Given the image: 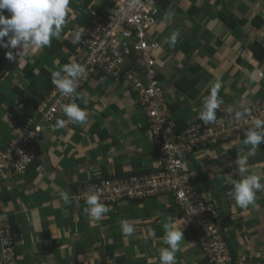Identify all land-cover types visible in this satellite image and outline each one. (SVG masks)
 <instances>
[{
    "label": "crops",
    "instance_id": "1",
    "mask_svg": "<svg viewBox=\"0 0 264 264\" xmlns=\"http://www.w3.org/2000/svg\"><path fill=\"white\" fill-rule=\"evenodd\" d=\"M174 1V19L167 21L169 11L159 8L162 16L148 31L159 44L153 55L154 69L161 75L164 97L174 118L187 124L197 119L203 97L210 94L217 79L222 83V111L261 101L264 78L257 73L264 66V56L255 58L251 48L258 43L264 50V0ZM91 3H99L98 8L106 10L104 0H70L69 22L61 35L71 39L75 31L86 28L78 20L89 13ZM192 4L201 7V12L189 14ZM220 14L234 25L223 22ZM177 29L180 36L171 46L168 38ZM184 43L187 47L182 49ZM8 51L13 52L14 60L6 58ZM20 52L19 47H0V147L12 141L9 122L14 115L10 107L19 117L27 111L26 106L16 102L14 91L15 84L22 88L27 85L22 80L23 66L26 62L32 64L25 78L33 75L44 59L53 67V60L45 58L41 50L31 49L19 56ZM138 65L127 64L124 73L142 77V67ZM184 78H196L189 87L195 96H186L175 86ZM77 94L76 102L88 113L87 123L74 124L65 117L64 128L43 125L36 139L38 163L29 166L24 175L0 181V196L18 234L19 264H159L160 249L167 247L163 243V225L169 219L184 230L185 240L176 254V264H206L199 247L192 242L193 231L171 196L105 204L110 211L99 221L85 213L86 203L72 197L76 186L85 180L111 177L117 171L122 175L153 173L162 162L148 133L145 114L125 76L112 79L96 72ZM235 141L225 142L229 143L226 150L216 146L189 156L190 175L203 198L214 201L219 223L232 216V225L224 230L233 250L264 256V192H258L255 206L246 209L237 206L230 195L233 189L229 178L240 179L235 161L247 150L243 142ZM248 167V174L255 172L264 177V142L255 157L248 158ZM64 192L70 197L67 202L61 197ZM124 220L134 226L130 237L122 233L120 222Z\"/></svg>",
    "mask_w": 264,
    "mask_h": 264
},
{
    "label": "built area",
    "instance_id": "2",
    "mask_svg": "<svg viewBox=\"0 0 264 264\" xmlns=\"http://www.w3.org/2000/svg\"><path fill=\"white\" fill-rule=\"evenodd\" d=\"M111 13L105 24L100 22L86 30V38L78 47L75 61L85 67L86 74L78 82L77 90L97 71L109 77H121L124 60L137 52L145 62L144 75L125 74L130 81L138 105L142 108L153 144L162 162L148 174H129L85 182L73 196L85 202L86 194L99 191L101 202L116 204L123 200H139L156 195H169L182 211V218L193 231V240L207 254L212 264H264V256L240 254L232 263L228 243L220 233L215 206L203 198L191 182L187 158L209 145L245 138L254 118L264 119V98L251 104L250 115L240 120L224 109L215 123L201 120L175 131V123L156 79L154 52L159 44L148 31L156 25L159 7L157 0H106ZM138 5V6H137ZM264 78V67L258 72ZM73 98L62 95L54 86L35 109L33 116L23 122L10 118L12 141L0 147V181L24 175L35 158L36 139L42 126L51 125L63 114V106ZM235 110V109H233ZM241 110V109H238ZM13 235L6 207L0 201V259L2 264H18L13 249Z\"/></svg>",
    "mask_w": 264,
    "mask_h": 264
},
{
    "label": "clouds",
    "instance_id": "3",
    "mask_svg": "<svg viewBox=\"0 0 264 264\" xmlns=\"http://www.w3.org/2000/svg\"><path fill=\"white\" fill-rule=\"evenodd\" d=\"M69 5L70 0H0V47L9 49L19 47L22 52H27L31 49L42 50L50 48L52 39H58L69 22L71 13ZM5 12L9 13V15L5 16ZM165 19L169 22L172 21L174 13L169 11ZM83 33L84 29L75 31L71 43H81ZM179 36L180 31L178 29L174 30L168 38V43L171 46H175ZM22 52L19 53V56ZM6 58L12 61L16 57L12 51H8L6 52ZM85 74V67L75 60L64 64L59 70L51 71V81L59 92L70 98L75 97L72 102L63 106L62 111L67 117V121L79 125L87 123L88 120L87 111L76 102V98H79L77 94L78 82L84 78ZM221 87L222 83L217 79L211 85L210 94L203 97V107L199 110L197 118L205 124L215 123L217 111L223 110L221 105L224 104V101L219 97ZM84 103L86 104L87 100ZM240 108L241 110L227 109V111L233 113L235 120H240L250 115V109L244 107L243 104L240 105ZM65 125L66 121L64 119H58L54 127L64 128ZM252 125L245 132L243 141V145L247 149L246 155L239 156L235 161L240 179L232 180L229 178L228 180V183L232 184L233 189L230 195L235 200L236 205L244 209L249 206H255L257 193L264 192V183H261L264 177L255 172L248 174V158L255 157L260 144L264 142V119L254 118ZM191 182L193 183L192 180ZM61 197L66 202L70 199L66 192L61 193ZM82 203L87 205L84 209L85 213L95 221L101 220L110 211L109 207L101 202V193L99 191L86 194L85 202ZM120 223L123 235L125 237L132 236L135 231L133 224L127 220ZM163 227V243L167 247L160 249L159 264H176V254L182 250L181 245L185 240L183 226L169 219Z\"/></svg>",
    "mask_w": 264,
    "mask_h": 264
},
{
    "label": "trees",
    "instance_id": "4",
    "mask_svg": "<svg viewBox=\"0 0 264 264\" xmlns=\"http://www.w3.org/2000/svg\"><path fill=\"white\" fill-rule=\"evenodd\" d=\"M104 1L106 2V10L99 9L98 8V6H99L98 4L99 3H96L94 5L91 3V7H90V10H89V13H86V16L84 14L78 20V24L79 25H81L83 27H86V28H84L83 39H82L81 43L73 44V43H71V40L73 38L70 39V38H67V37L61 35L58 39L57 38H53L52 39V44H51L50 48H44V49L41 50V52L44 53L45 58H47V59L50 58L51 60H53V67L51 66L50 63L46 62V60L44 59L43 63L40 64V68L37 71H34L33 75H29V76H27V78H25V75L30 71L31 66H32L31 62H26L25 63V65L22 68V70H24L22 72V74H23L22 80H24L27 85H25V88H22V87H20V85L15 84L14 85V91L17 94L16 102H18L19 104L24 105V107L26 106V108H27L26 114H23L22 116L19 117L18 112L15 111V108L14 107H10V113H12L14 115V117H16L18 119V121L23 122L27 117L33 116L37 106L47 96L49 91L55 86L52 83V81H51V71L59 70V68H62L64 64H66V63H68V62H70L72 60L77 59V56H78V51L77 50H78V47L80 45H82L83 40L86 38V36H85L86 35L85 34L86 30L88 28H90V27H93L95 24H97L99 22L101 24H105L107 22L108 17H109V15L111 13V8H110V4L107 3L106 0H104ZM157 4H158V7L160 9L168 10V11L173 10L175 5H176L174 0H157ZM190 6L191 7H190V9L188 11L189 14H198L199 12H201L202 8L199 7L197 4H192ZM93 10L95 11V13H92ZM219 16L221 17L222 21L225 22L226 24L230 25V27L234 25V23L229 21L228 18L226 16H224L223 14H220ZM241 24H242V21H241ZM188 45H189V43H188ZM186 47H187V45L184 43L182 45V49H185ZM259 47H260V45L258 43H255V44L252 45L251 49H252V53H253L255 58L262 59V57L264 56V50L262 48H259ZM210 50H211L210 46H207V51L209 53H211ZM127 64L129 66L131 65L132 67H135L136 65L139 64L142 67V75H144L145 62L142 60V58L140 57V55L137 52H131L129 55H127L125 57L123 68H125V66ZM97 72L105 74V72H103L101 70H99ZM125 73L122 76H125ZM122 76L121 77H118V76L117 77H109V76H107V77L112 78V79H119V78H122ZM137 76H139V75H137ZM125 78H126V76H125ZM89 79L77 90V93L89 81ZM156 79L159 82H160V80H162L160 73H156ZM126 80H127L128 87H129L130 91L134 94V97H135V93L132 90L130 81L127 78H126ZM194 81H196V78H193V79L184 78L182 80H177L175 82V86L178 89H180V91H182L186 96L193 97V95L195 96V94H192V92H190L189 87L193 86L192 84L194 83ZM39 84H42V85H39ZM160 84H161V82H160ZM1 98H2V93L0 92V101H1ZM73 98H75V97H73ZM263 98H264V96H263ZM135 100H136V98H135ZM166 102H167V100H166ZM167 104H168V102H167ZM250 105L251 104H249L246 108H248ZM139 108H141V107L139 106ZM168 108H169V110H170V112L172 114L171 117H172V119H173V121L175 123V127H174L175 131H178V130H181V129L185 128V127H188L191 123L196 122V121L199 120L197 118V119H195L194 121H192V122H190L188 124L185 123V122H182L180 120H176L174 118L173 111H172L171 106L169 104H168ZM228 109H231V108H228ZM141 110H142V108H141ZM235 110H238V109H235ZM219 114H220V111H217V116ZM65 117L66 116L64 115V113L62 115L58 116L53 122H51V126H54L58 119H63ZM148 133L150 134L149 128H148ZM150 136H151V134H150ZM11 139H9V140H11ZM8 145H9V143L6 146H8ZM211 147H213V146L209 145L207 148H211ZM214 147H216V146H214ZM207 148H205V149H207ZM201 150H204V149L202 148V149H200L198 151H201ZM39 160H40V157H39V147H38L37 154H36L35 158L31 161L29 166H31L32 164H34V165L37 164ZM131 174H137V173H131ZM141 174H148V173H141ZM124 175H129V174H124ZM124 175H122V173L120 171H117L116 175H114V176L120 177V176H124ZM105 177H107V176L100 177L99 179H102V178H105ZM99 179H97V180H99ZM97 180L88 179V180H85V181L94 182V181H97ZM191 180H192V178H191ZM157 196L159 197L160 195H156V196H153V197H157ZM167 196H169V195H167ZM142 199H144V198H142ZM172 200H173V198H172ZM205 200L207 201V199H205ZM0 201H2L1 196H0ZM78 202H80V201H78ZM207 202H209L210 204L215 206L213 200L210 199V201H207ZM177 209H178V212L180 213V215L182 216V211L179 209V207H177ZM215 209H216V207H215ZM216 212H217V210H216ZM8 216L10 218V231H11V233L13 235V238H14L12 240L14 254H15V258L17 259L16 245H17L18 234H17V231L15 230L14 223H13V221H12V219H11L9 214H8ZM220 223H219V220H218L219 228L221 227L220 228V233L222 234L223 238L226 241V239L228 237V233L224 229H226L227 227H230L232 225V216L227 217L225 222H222L221 225H220ZM192 242H193V244L197 245L194 242V240H192ZM197 247H199V245H197ZM228 247H229V250H230V253H231V256H232V263H233V261L235 262V259L240 254H246V253H243L242 251H238V252L234 251L233 247L231 245H229V244H228ZM199 253L203 257L204 263L212 264V262L209 260V258L207 256V254L200 247H199ZM247 255H253L254 256L256 254L255 253H247ZM18 264H19V262H18Z\"/></svg>",
    "mask_w": 264,
    "mask_h": 264
},
{
    "label": "rangeland",
    "instance_id": "5",
    "mask_svg": "<svg viewBox=\"0 0 264 264\" xmlns=\"http://www.w3.org/2000/svg\"><path fill=\"white\" fill-rule=\"evenodd\" d=\"M162 13H163V11H160L159 10V12H158V15H157V18H159V17H161L162 16ZM184 17H186V16H184ZM220 97V96H219ZM244 139L245 138H240V139H236V141L234 142V143H236V142H243L244 141ZM229 143H225V144H221V143H219L218 145L223 149V150H226V149H228L226 146L228 145ZM243 145V144H242ZM245 146L243 145V148H244ZM242 150V149H241ZM244 150V149H243ZM210 160V162H212V160L211 159H209ZM206 164H208V161H206ZM205 163H203L202 165L204 166V165H206ZM214 168H216V166H214ZM80 186V185H79ZM79 186H76V188L77 187H79ZM76 188H75V190H76ZM73 198H74V196H72ZM75 199V198H74ZM76 200V199H75ZM207 201H210V199H207ZM215 202H216V204H217V201L215 200Z\"/></svg>",
    "mask_w": 264,
    "mask_h": 264
}]
</instances>
